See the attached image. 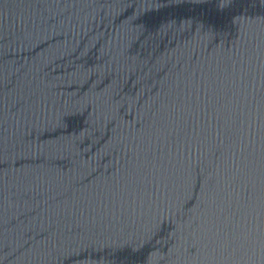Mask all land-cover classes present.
<instances>
[{
    "label": "water",
    "instance_id": "water-1",
    "mask_svg": "<svg viewBox=\"0 0 264 264\" xmlns=\"http://www.w3.org/2000/svg\"><path fill=\"white\" fill-rule=\"evenodd\" d=\"M0 264H264V0H0Z\"/></svg>",
    "mask_w": 264,
    "mask_h": 264
}]
</instances>
